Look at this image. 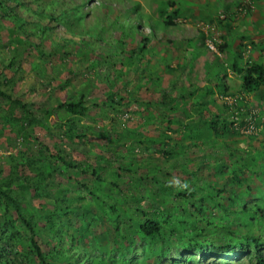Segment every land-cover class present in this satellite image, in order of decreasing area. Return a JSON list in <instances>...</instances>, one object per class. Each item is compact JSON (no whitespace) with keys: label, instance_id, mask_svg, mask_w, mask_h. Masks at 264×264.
Returning <instances> with one entry per match:
<instances>
[{"label":"trees","instance_id":"trees-1","mask_svg":"<svg viewBox=\"0 0 264 264\" xmlns=\"http://www.w3.org/2000/svg\"><path fill=\"white\" fill-rule=\"evenodd\" d=\"M36 1L0 0V28H4V21L11 22L14 27L10 34H18V37L11 39L10 44L16 46V50H13L9 63L1 62L0 99L8 106L4 119L7 127L12 129L20 123L27 126L23 135L26 144L32 139L39 142L35 128L52 130L46 118L55 112H63L67 119L56 121L54 127L61 137L66 135L69 139L66 146L56 144L52 148L40 141L42 149L39 152H29V149L11 152L6 158L8 171L0 165V264H165L172 250L183 247L189 256L167 261V264H264V191L257 197L254 194L255 186L249 185L245 193H239L238 188L243 186L249 170L245 161H241V156L237 157L236 168L231 167V170L226 167L228 172L231 171L224 184L227 187L217 189L216 184L210 182L209 189V183L202 184L199 178L174 183L169 169L161 170L151 163L145 164L146 173L138 176L141 169L135 167V164L141 165L138 160L114 150L120 146L118 138L127 137L124 130L128 136L134 137L127 144L126 150L130 155H137L138 146L142 152H149L157 143H161L163 147L158 152L165 160L186 154L195 140L215 147L218 138H222L221 146L230 149L226 138L241 135L235 118L226 119L225 114L209 108L216 97L197 99L193 103L190 101L201 89L208 95L218 89V95L224 97H231L235 93L236 90L232 92L223 76L228 68L219 55H215V59H205L211 50L209 45L202 39L192 38L189 39L192 45L190 57L184 55L182 61L178 60L174 66L171 62L175 57L161 55L156 49L159 32L169 35L180 28L181 19H197L198 16L209 19V7L203 6L205 12L196 15V7L189 6L186 15L182 8L171 3L170 11L166 7L157 9L159 16L155 18L142 12L140 4L136 3L131 8L135 13L132 21L128 22L125 18L122 21L120 16H116L114 21L107 24L98 11L109 3L96 5L87 12L88 0L81 4H70L66 0H39L43 5L33 10L30 2ZM224 1L220 0L221 3ZM231 5H225L226 12ZM17 7L32 12L34 18L39 20L24 17ZM246 10L252 13L249 6ZM91 14H94V19L88 17ZM41 20L48 23L43 24ZM209 20L213 22L215 19L210 16ZM216 20L222 27L229 26L228 22L222 23L219 18ZM143 23L152 29L150 33L141 29ZM59 24L67 28L69 35L65 33L52 40V51L46 53L32 40V36L41 40L52 38ZM113 30L118 31L119 36L115 41H110L108 38ZM200 34L202 37L199 35L198 38H205L203 31ZM170 38L167 37L170 44L177 42ZM216 46L220 53L232 55L231 68L241 78L240 90L252 94L263 90L264 62L245 61L243 51L234 53L233 41L227 37ZM238 46L239 49L245 47L242 43ZM98 52L102 53L103 58H98ZM75 54H82L84 59H80L83 63L93 55V60L85 64V68L98 67L95 82L105 81L109 88L105 93L106 100L96 106L102 110L110 107L116 113L125 114L129 113L134 102L139 103L143 106V110L139 111L141 120L146 121L147 125L167 123L160 136L153 138L147 136L148 131L143 134L127 126L125 129L116 120L110 129L81 124L82 118L92 108L87 104L86 91L70 100L58 101L56 106L44 108L47 105H43L38 109L40 111L35 109L34 103L14 97L13 89L22 79V76L17 78L16 75L24 71V63H36L39 73L46 76L50 58L58 55L59 63L55 61L53 64L61 66L69 56ZM34 55L36 61L31 59ZM152 56H158L166 70H187L189 75L194 68L193 61L204 56L208 84L201 87L195 82L178 87L177 79L173 78L169 86L159 89L150 68ZM126 67L128 71L124 70ZM7 70H12L15 75L9 76ZM100 73H103L104 80ZM70 82L71 78L64 84ZM93 82L88 78L91 87L95 86ZM144 92H159L161 97L146 101L143 99ZM192 108L198 117L194 118ZM224 108L229 111L230 106L225 104ZM206 113L210 114L209 118ZM104 116L108 120V114ZM249 123L241 121L242 126H249ZM169 131L177 134L181 131V135L175 139ZM260 133L264 135V129ZM106 134L111 136V140ZM98 136L107 140L103 145L99 143L100 149L115 154L116 161L91 152L87 156L89 159L91 155L95 156L93 163L72 159L71 152L66 149L68 146L77 145L79 140L96 144L93 141L98 140ZM217 165V172L226 177L225 163ZM76 174L91 177L92 184L86 179H79V176L73 177ZM251 174L259 175L255 169ZM60 178H67L69 184L63 186ZM56 182L61 187L58 193L52 187ZM206 197L212 198L214 205L222 209L223 218L226 217L231 225L210 219L212 211L208 210ZM42 198H53L54 204L34 208L33 201ZM251 198L254 202L248 204ZM100 226L102 230L98 231ZM209 226L217 227L218 231L220 229L216 232L219 242L205 243ZM229 251L244 254L250 262L246 263L244 259L217 261L219 255ZM198 253L207 255L206 259L198 257Z\"/></svg>","mask_w":264,"mask_h":264},{"label":"rangeland","instance_id":"rangeland-1","mask_svg":"<svg viewBox=\"0 0 264 264\" xmlns=\"http://www.w3.org/2000/svg\"><path fill=\"white\" fill-rule=\"evenodd\" d=\"M83 1L84 0H66V2H69L70 4H81ZM42 3L43 2L37 0L36 2H30V6L33 10H35V8H38V5L42 6ZM86 3L85 9L87 12L91 11V9H94L96 5L109 3V5L106 4L108 5L107 7H102V10L98 11L100 17L104 18L102 20H105L107 24L114 21L116 16H120L122 21H124V18L128 22L132 21L135 18V13L131 10V8H133L136 3L140 4V9L142 12L146 14H152L155 18H158L159 16L157 9L160 10L166 7L170 11L171 3H175L176 7L182 8L186 15L188 14L186 13V9L189 6H193L192 8L196 7L194 12L196 15L201 13L203 14V11L205 12L203 6L207 5L209 7V10H211L209 15L215 19L213 22L209 20L210 16L209 19H203L199 16L197 19H181L179 21L180 28L173 30V32L169 35H165L164 33L160 32L158 33V41L155 42L156 49L161 55L170 54L175 57L174 62H171V64L174 66L178 60L182 61L184 55L190 57L189 51H191L192 45L189 43V39L192 38L202 39L207 45H209L211 50L210 53L208 52V54H206L205 59H215V55H219L220 59L223 60L225 66L228 68L223 76L226 78V83L231 88L232 92L236 90L235 93L231 97H224L218 95V89H216L215 93H211L210 95H208L204 89H201L191 98L190 101L193 103V101L197 99L205 100L206 98L212 99L216 97V101L210 103L209 108L213 111H218L225 114L226 119L231 120L235 118L237 120L236 125L240 128L239 132L241 135L229 136L226 138L225 141L229 143L230 149H227V147L223 148L221 146L222 138H218L217 145L215 147L210 146L208 143H202L201 141L195 140L194 143L198 141L197 144L192 143V145L189 146L186 154L175 156V158L171 160H165L161 158V154L158 152L163 147V144L161 143H157V145H155V147H153L149 152H142V149L140 146H138L136 149L137 155H130L126 150L127 144H129L134 137L128 136L124 130L123 133H125L128 138L124 136V134L123 136L126 137L124 139H126L127 142H125L123 137L121 138L122 140L119 137L118 140L120 141V146L114 150H120L123 156L138 160V163L141 164H135V167H141L138 176H140L142 173L145 174V164L151 163L153 165H158V168L161 170L169 169L173 177L171 181L174 183H179L185 179L194 180L199 178L201 180L200 183L202 184L207 185L208 182V185L210 186V182L215 183L217 189L227 187V185L224 184L226 183L227 177H229V173H231V171L228 172L227 168H236L238 166L236 165L237 157L241 156V161H245L249 170L247 169L248 172L243 186L238 188L239 193H245L249 185H254V194L259 197L264 191V135H261L260 133V130L264 129V88L258 94H252L240 90L241 78L231 68L232 55L220 53L218 46L216 45L222 44L224 37H227L229 41H233L234 53L243 51V57L245 61L256 60L258 62H264V49L262 48L264 46V0H225L224 3H221L220 0H88ZM227 4H232L228 12H226L225 7ZM247 6L252 9V13L247 12ZM17 10L28 19L39 20V18H34V14L25 8L17 7ZM88 17L92 19L95 18L94 14L88 15ZM217 18L221 19L222 23L228 22L229 26L222 27L217 22ZM4 22V28H0V69L3 66L1 62L4 61L5 63H9V60L13 54V50H16V46L10 44L11 39H13L14 36L18 37L17 33L14 35L10 34V32L13 31V24L7 21ZM41 23L47 24L48 21L41 20ZM141 29L147 31L148 33H150L152 30L144 23L141 24ZM201 31L205 33V38H198L200 37L199 35H201ZM67 32V28L64 25L59 24L54 29V35L52 38L46 37L44 40H41L36 36H32V40L35 41L36 44L40 45V49L44 50L46 53H49L52 51V40L57 39L59 35L65 34ZM118 36V31L113 30V34L112 36H109L108 40L115 41ZM169 36L173 39H176L177 42L170 44L168 42L169 40L167 39V37L170 38ZM240 43L244 44L245 47L239 49L238 45ZM254 46H256V48ZM168 49L170 50L167 51ZM81 57L82 54L79 56L77 54L71 55L66 59L65 62L62 63L61 66H55V64H53L55 61H57L56 63H59L60 60L58 55L54 58H50V61H48L49 67L46 76H42L39 73V66H37L36 63H24V71H20L16 75L17 78L22 76V79L18 81V84L13 89L12 94L15 98H20L25 102L34 103L35 109L38 110L39 108H42L43 105H47L44 108L56 106L58 105V101L64 102L88 92L87 104L90 106L92 105V108H90L88 115L82 118L81 124L97 125L100 128L106 126L110 129V126H113L112 123L114 120H116L125 129L130 127L132 129H136L137 131L139 130L143 134L145 131H148L147 136L153 138L159 137L160 132H163L167 127V123H154L147 125V123H145L146 121L141 120V114H139V111L143 110V106H141L139 103L134 102V104L130 107L129 113L125 114L116 113L110 107L103 108L102 110L99 106H96L97 104H101L106 100L105 93L109 90V88L107 87V84H105V81L98 80L95 82V76L98 67L95 69H92L91 67L85 68V64H87L90 60H93V55L87 57L88 61L86 60L85 63L81 62ZM98 58H103L102 53L98 54ZM31 59H34L35 61L37 60L35 55L32 56ZM82 59L84 58L82 57ZM205 59L204 56H202L199 60L193 61L194 68L192 73H190L191 75L188 74L187 70L178 72L166 70L163 61L160 62L158 56L151 57L150 68L153 70V78L155 82L158 83L157 85L159 86V89L169 86L170 81L173 78L177 79L178 87L183 85L189 86L191 83L195 82L198 83L197 85L202 87L208 84L204 69ZM124 70L128 71V67L124 68ZM70 71H72L74 74L72 75ZM7 73L9 76L14 74L12 70H7ZM110 73L112 74V71ZM100 74L101 78L103 79V73ZM69 78H71V82L67 85L64 84V82H66ZM88 78H91L94 81V87L90 86V83H88ZM83 83H86V85L83 86ZM11 90L12 88L9 87V91ZM143 95V99L146 101H154L160 99L161 97L159 92H144ZM225 104L230 106L229 111L224 108ZM7 109L8 106L5 105L0 99V165L5 171H8L9 169L7 167L8 164L6 158L11 152H18L19 150L25 151L28 149L29 152H39V150L42 149L41 145L39 144L40 141H44L52 148H54L56 144L66 146V143L69 139L68 136L65 135L61 137L59 135L58 129L54 127V123L56 121L67 119L63 112H55L46 118L47 123L52 127V130H46L41 127L35 128V136L39 137V142L32 139L24 144L25 142H23V135L27 130V126L23 123H20L13 129L9 128V126L7 127V123L4 119L5 116H7ZM191 111L194 118L198 117L197 114H195L193 108ZM105 113L108 114V120L104 119ZM145 114L147 113L145 112ZM206 115L207 118L210 117V114L206 113ZM242 120H245L246 123L250 122L249 126H242ZM258 124L260 125L258 126ZM174 127H176V125ZM180 132L181 131H179L177 134L176 132L169 131V133H171L175 139L180 137ZM61 135L64 134L61 133ZM107 136H109L108 139H110L111 136L109 134ZM250 136H257L258 138L253 139ZM112 138H114V135ZM93 142H96V144L83 143L82 140H79L77 145L74 144L73 146H68L66 149L71 152L72 159L74 161L77 160L80 162L84 160L88 163H93L95 161L93 160L95 159L94 155H104L112 162L116 161L115 154L108 153V150L103 151L100 149L99 143L103 145L105 142H107V140L100 137L98 140L96 139ZM88 152L94 154L90 156L91 159H89V156H87ZM221 162L225 163V171L228 172L224 178L220 175V172H217V169L215 168L218 166L217 164H220ZM253 169H255L259 175H252L251 171ZM195 173H198L199 176L202 175L203 177H198V175L196 176ZM78 176L79 179H86L85 181H89V183L92 184V179H90L91 177L85 176L84 174L81 176L80 174H76L73 177L78 178ZM59 180L62 181L63 186H67L69 184L67 178H60ZM151 183L148 185H151ZM134 185L136 186V184ZM52 187L56 193L60 192L61 187L58 186L57 182L56 184H53ZM209 189H211V186ZM206 202H209L210 204L209 205L207 203V206L208 210L212 211V214H210L212 215L210 217L212 221L215 220L218 221V223L224 225H227L228 222L230 223L226 217L223 218L224 213L222 212V209L214 205L212 198L206 197ZM253 202L254 201L252 198L248 200V204H253ZM226 203L228 205L227 201H225V204ZM33 204L35 206L34 208L39 206L51 207L52 204H54V199H35ZM211 205H214L215 207ZM232 225L235 226L234 223ZM209 227L210 230L207 232L208 235L205 237L206 239H204L205 243H210L212 241L219 242V236L217 233L220 231V229L218 231V228L215 226ZM99 230H102L101 226L99 227L98 231ZM184 254H187V251H185L184 247L181 250H172L166 257L165 264L168 263L167 261L180 259Z\"/></svg>","mask_w":264,"mask_h":264},{"label":"clouds","instance_id":"clouds-1","mask_svg":"<svg viewBox=\"0 0 264 264\" xmlns=\"http://www.w3.org/2000/svg\"><path fill=\"white\" fill-rule=\"evenodd\" d=\"M188 256H189L188 253L184 254V255H182V257L180 259H183V258L188 257ZM197 256L201 257L204 260V259H206L207 255L198 253ZM239 259L240 260L244 259V260H246L245 262H247V263L250 262L249 259L244 254L239 253V252L237 253V252L229 251V252L222 253V255H219V257H217V261H219V262H227V261L235 262Z\"/></svg>","mask_w":264,"mask_h":264}]
</instances>
